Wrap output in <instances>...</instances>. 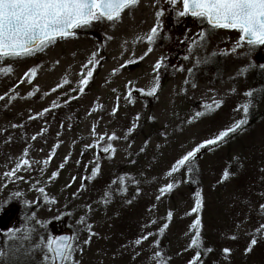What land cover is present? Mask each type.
Listing matches in <instances>:
<instances>
[{"label": "rangeland", "instance_id": "374dc122", "mask_svg": "<svg viewBox=\"0 0 264 264\" xmlns=\"http://www.w3.org/2000/svg\"><path fill=\"white\" fill-rule=\"evenodd\" d=\"M161 7L165 15L160 38L152 46L153 51L140 60L149 45L146 40L136 42L137 37L146 35L155 25V13ZM201 31L208 33V39L189 52L188 38ZM238 39L236 31H212L191 17L178 22L164 0H140L138 7L123 13L119 23L94 22L44 52L0 62V68L13 69L10 74H0V96L5 97L0 100V214L15 210L0 234L19 228L17 240L10 243L35 249L31 257L21 253L19 264H41L42 253L36 247L40 238L46 241L61 230L78 237L76 247L83 249L76 253L78 264H156L155 243L169 211L173 219L161 235L169 258L167 264H187L194 255V250L185 248L190 243V225L195 219V214L187 213L194 206L195 196L184 183H178V173L168 177L167 172L177 159L243 118L242 112L235 109L246 101L244 93L255 86L257 70L263 73L249 65L264 64V46H245L233 53L231 48ZM224 50L229 54L220 55ZM94 52L98 53L99 63L81 94V73L88 70L84 65ZM185 56L189 59L185 60ZM162 57L166 67L159 73L157 95L134 92L135 102L128 103L124 98L128 82L136 88L151 89L156 75L153 66ZM130 59L137 63L122 67ZM181 67L183 71L177 70ZM32 68L38 69L36 79L20 83ZM245 68L248 71L242 73ZM114 71L116 75H112ZM261 78L264 82V76ZM213 97L223 101L222 107L196 118L195 114L205 111L203 105L212 103ZM117 103L119 111L112 116ZM93 108L97 111L93 112ZM137 115L138 127L126 136ZM93 126L98 135L115 133L119 137L112 142L114 156L89 147L94 143ZM24 150L28 151L27 156ZM53 151L56 154L45 167L43 161ZM66 156L70 159L61 169ZM97 156L100 175L83 181V177L91 175ZM21 158L28 159L31 168L17 173L21 179L6 178L5 173L14 169ZM197 166L203 198V244L213 249L205 253L203 264H264V244L250 256L243 250L245 234L264 223V97L255 104V116L249 126L208 150ZM226 170L230 177L223 181ZM53 172L60 173L55 180H51ZM121 176L126 178V192L112 184ZM82 182L84 191H80ZM168 183L176 187L157 200L159 189ZM38 187H44L56 203L46 204L35 190ZM16 192L21 195L16 197ZM105 193L110 194L107 204ZM81 217L86 224L78 223ZM2 223L4 218L0 219ZM87 224L97 234L90 244L83 243L88 238ZM26 231L30 234L27 241L22 238ZM148 233L152 235L147 241L134 244ZM4 240L5 236L0 235V247H4ZM224 248L232 250L227 260Z\"/></svg>", "mask_w": 264, "mask_h": 264}, {"label": "snow or ice", "instance_id": "6c2138e0", "mask_svg": "<svg viewBox=\"0 0 264 264\" xmlns=\"http://www.w3.org/2000/svg\"><path fill=\"white\" fill-rule=\"evenodd\" d=\"M171 10L174 11L177 21L181 18L191 17L194 20H198L201 24H206L212 31L216 30H232L239 33V39L235 45L232 46L231 52L235 53L237 49L247 46L249 49H254L260 46H264V0H164ZM140 0H0V62L7 60L24 59L35 55L38 52H44L51 45H54L58 40H66L70 37H75L76 30L87 28L93 25L94 22H109L116 24L121 22L123 13L125 11H131L138 7ZM179 6V7H178ZM165 15L163 7L155 13V25L150 31L144 35L137 37L136 42L146 40L149 45L147 52L144 53L139 59L143 60L145 56L153 51V45L157 39L160 38L161 31L163 29L162 17ZM108 39H111L109 37ZM208 39V33L205 31L198 32L195 37L188 38V51L192 52L194 47L203 46L204 42ZM183 42V41H182ZM220 55H228V51L224 50L219 53ZM217 55V53H213ZM98 53H93L89 58L84 68L88 69L86 72L81 73V79L79 81L78 91L83 94L88 87L90 81L93 79V74L98 65L97 59ZM185 60L189 59L188 56L184 57ZM137 63L136 60L130 59L122 67ZM199 63V60L197 61ZM91 65V67H89ZM166 67L164 64V58L158 60L153 68L155 75V82L151 89L145 90L142 88H136L129 81L126 85L128 91L124 97L128 103H134V92H139L142 96H156L160 88V70ZM249 67H258L264 71V64L249 65ZM177 70L183 71L184 69L178 68ZM13 71L11 67L0 68V74H10ZM189 74H192V69H189ZM248 68L242 69V73H246ZM38 73L37 68H32L25 73L24 78L20 83H32L36 79ZM114 71L112 75H116ZM69 81L64 80V84ZM187 84L188 81L186 80ZM63 87V85H60ZM195 88V83L192 84ZM39 89L37 88V91ZM53 91H56L54 88ZM115 91V89H113ZM235 89H233V92ZM264 92V90H261ZM35 93H30L34 95ZM246 101L237 106L235 111L242 112L243 118L236 120L225 130L220 131L213 138L205 140L199 144L187 154L177 159L171 166V169L167 172L168 177H173L175 173L180 172L187 167V171L191 173L193 171V164L196 160L197 154L202 149H207L212 146H219L229 139L232 135L242 132L245 126L248 124V117L250 110L253 107V102L256 97L254 90H249L244 93ZM15 99V97H11ZM4 96H0V100H4ZM120 97H117L119 101ZM223 105L222 100L212 98V103L204 104L205 111L197 112L196 118L204 115H209L214 111L220 109ZM57 107V105H53ZM49 109H45V112ZM93 112L97 111V108L92 109ZM119 111V104L113 108L111 115L115 116ZM43 115V113H41ZM36 117H32L35 119ZM140 116L137 115L134 118L132 126L128 129L126 136H130L138 127V121ZM192 121H189L191 123ZM15 127V125H14ZM92 136L94 143L89 147L97 149L99 152L114 156L116 149L113 147L112 142L119 139V137L113 133L111 135H98L96 127L92 128ZM36 139L35 136L32 137ZM102 142L104 146L102 147ZM59 147V144L55 146ZM146 147V145H145ZM144 149L142 148L141 151ZM55 151L49 153V159H45L43 164L45 167L50 163L51 157L55 156ZM28 155V151L24 150V156ZM70 157H65L64 162L59 166L63 169L64 165L68 162ZM79 164V161H77ZM31 163L28 159L21 158L17 162L16 167L9 172L5 173L6 178L16 177L17 173L24 169H30ZM43 171V169H41ZM101 173L100 157L93 161V167L91 168V175L83 177V181L94 180ZM59 172L51 173V180H55L59 176ZM230 177L229 171L223 172V181H227ZM75 182L76 178H72ZM126 178L121 176L112 181V184L119 185L121 192H126L125 186ZM71 187V184L68 185ZM176 185L174 183H168L164 187L159 189L160 195L156 197L160 200L165 194H169L173 191ZM43 197L46 204H55L56 200L50 198L46 193L44 187H38L35 189ZM85 190V184H80V191ZM139 192H137V195ZM21 193L16 192L15 196L19 197ZM109 193H105L104 203H108ZM28 204V202H25ZM131 204L132 201L128 200ZM264 210V205L261 206ZM203 209V198L200 191L195 193V203L191 209V212L187 215L195 214V219L190 225V243L186 246L185 251L194 250V255L188 260L187 264H203L204 253H211L213 249L211 247H204L202 238V221L200 213ZM89 211L91 207L89 206ZM65 215H71L65 213ZM34 217V213H33ZM56 219H60L57 217ZM173 219V213L169 211L165 217V223L159 228L160 235H163L169 227V223ZM79 224H86L84 217H81L78 221ZM156 221L153 220L152 224ZM86 231L88 232V238L84 240V244H90L93 236L97 235L92 231V225H86ZM21 232L19 228H10L5 233L0 235L5 236L4 247H0V264H19L18 257L22 253L27 257H31L34 250H29L23 247V245H15L17 240V234ZM257 234L264 236V224H261L257 229ZM257 234H253L250 242L244 250V254L251 253L254 247L257 245ZM152 233L142 235L140 238L134 241L135 245H141L144 241L149 239ZM23 240H30L29 232H24L22 236ZM231 239H237L236 236H232ZM78 237L72 236H52L49 235L45 241L44 237L40 238L39 243L36 245L42 253L41 264H78L75 259L77 251H83L82 248L76 247ZM157 250L155 251L156 264H167L168 257L158 250V242L156 244ZM232 254L230 248L223 249V256L227 260Z\"/></svg>", "mask_w": 264, "mask_h": 264}, {"label": "trees", "instance_id": "16d2710c", "mask_svg": "<svg viewBox=\"0 0 264 264\" xmlns=\"http://www.w3.org/2000/svg\"><path fill=\"white\" fill-rule=\"evenodd\" d=\"M263 76H264V71H263V73H261V71L257 70V72L255 73V79H254L255 80V86L253 87L252 90H254L256 92V97H255V100L253 102V107L250 110V115L248 117V124L245 126L244 129H246L249 126V123L251 122V117L255 116V104L261 98L264 97V92L261 91V90H264V82H263V79L261 78ZM237 134H234L233 136H235ZM227 140H229V139H227ZM214 147L215 146L209 147L207 149H202L201 152L197 154L196 160L194 161V164L192 166L193 167V171L191 173H189L187 171V167L185 169H182L180 172H178V183L179 184H183L184 183L185 186H186V189L193 190L194 196H195V193L197 191H201V183H200V180L198 178V174L199 173H198L197 163L202 159L203 155L208 150H210V149H212ZM200 215H201V213H200ZM262 224H264V223L262 222ZM260 225L261 224H259V226L255 230H253L251 233L245 234L246 237H247V242H246L245 246L243 247V250H245V248L248 245V243L250 242V239L252 238L253 234H257V229L260 227ZM162 238H163V236L158 234V237H157V240H156V243H155V247H156V244L158 242V245H159L158 250L161 251L163 254H165L167 256L166 246L161 243V239ZM256 238L258 240V243L254 247V249L257 250V249H259L262 246V244H264V236H260V235L257 234ZM250 254L251 253L247 254V256H250ZM204 255H205V253H204ZM204 255H203V258H204Z\"/></svg>", "mask_w": 264, "mask_h": 264}, {"label": "water", "instance_id": "95a60500", "mask_svg": "<svg viewBox=\"0 0 264 264\" xmlns=\"http://www.w3.org/2000/svg\"><path fill=\"white\" fill-rule=\"evenodd\" d=\"M14 213H15V210H13V209H10V210H7V211H4V212H2V214L0 215V219L3 218L4 215H7V214H9V217H10L9 219H12L13 216H14ZM5 226H7V222L0 224V229L3 230V229L5 228ZM59 236H70V233L67 232L66 230H64V231H61L60 233H58V234L56 235V237H59Z\"/></svg>", "mask_w": 264, "mask_h": 264}, {"label": "flooded vegetation", "instance_id": "af4514ba", "mask_svg": "<svg viewBox=\"0 0 264 264\" xmlns=\"http://www.w3.org/2000/svg\"><path fill=\"white\" fill-rule=\"evenodd\" d=\"M3 218H4V223L7 222V226H8V224L10 223L9 215H4Z\"/></svg>", "mask_w": 264, "mask_h": 264}]
</instances>
